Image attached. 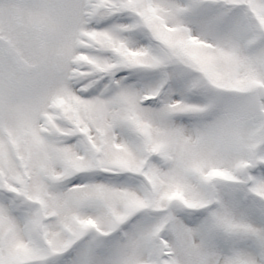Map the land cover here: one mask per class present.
I'll use <instances>...</instances> for the list:
<instances>
[{"label":"snow or ice","instance_id":"1","mask_svg":"<svg viewBox=\"0 0 264 264\" xmlns=\"http://www.w3.org/2000/svg\"><path fill=\"white\" fill-rule=\"evenodd\" d=\"M0 264H264V0H0Z\"/></svg>","mask_w":264,"mask_h":264}]
</instances>
